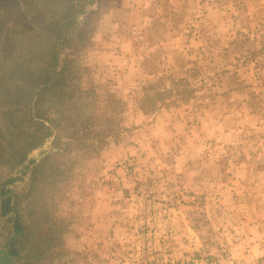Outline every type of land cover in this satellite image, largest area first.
<instances>
[{
    "label": "rangeland",
    "instance_id": "374dc122",
    "mask_svg": "<svg viewBox=\"0 0 264 264\" xmlns=\"http://www.w3.org/2000/svg\"><path fill=\"white\" fill-rule=\"evenodd\" d=\"M86 33L82 83L128 106L98 153L29 154L53 152L15 186L24 223L51 231L42 264H264V0H102ZM187 68L197 99L135 108Z\"/></svg>",
    "mask_w": 264,
    "mask_h": 264
},
{
    "label": "trees",
    "instance_id": "16d2710c",
    "mask_svg": "<svg viewBox=\"0 0 264 264\" xmlns=\"http://www.w3.org/2000/svg\"><path fill=\"white\" fill-rule=\"evenodd\" d=\"M101 1L0 0V264H42L51 242L49 229L35 234L24 223L26 192L15 186L26 173L30 185L43 177L53 152L38 161L29 154L49 140L54 151L74 140L98 153L120 129L128 101L93 97L82 83L86 30ZM143 68L151 74L156 66L145 61ZM193 78L159 75L139 88L134 106L151 114L197 99Z\"/></svg>",
    "mask_w": 264,
    "mask_h": 264
}]
</instances>
